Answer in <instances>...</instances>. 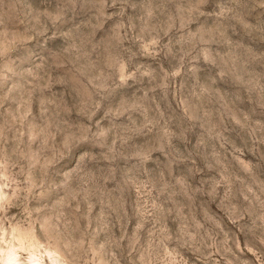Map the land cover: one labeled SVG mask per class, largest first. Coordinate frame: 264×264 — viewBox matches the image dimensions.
<instances>
[{
	"label": "rangeland",
	"instance_id": "374dc122",
	"mask_svg": "<svg viewBox=\"0 0 264 264\" xmlns=\"http://www.w3.org/2000/svg\"><path fill=\"white\" fill-rule=\"evenodd\" d=\"M264 264V0H0V264Z\"/></svg>",
	"mask_w": 264,
	"mask_h": 264
},
{
	"label": "bare ground",
	"instance_id": "6f19581e",
	"mask_svg": "<svg viewBox=\"0 0 264 264\" xmlns=\"http://www.w3.org/2000/svg\"><path fill=\"white\" fill-rule=\"evenodd\" d=\"M36 264V263H35Z\"/></svg>",
	"mask_w": 264,
	"mask_h": 264
}]
</instances>
